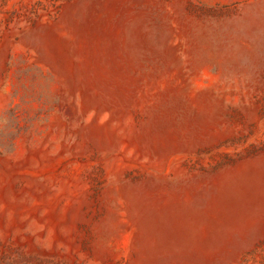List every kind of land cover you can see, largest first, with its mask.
<instances>
[{"label": "rangeland", "instance_id": "1", "mask_svg": "<svg viewBox=\"0 0 264 264\" xmlns=\"http://www.w3.org/2000/svg\"><path fill=\"white\" fill-rule=\"evenodd\" d=\"M0 264H264V0H0Z\"/></svg>", "mask_w": 264, "mask_h": 264}]
</instances>
